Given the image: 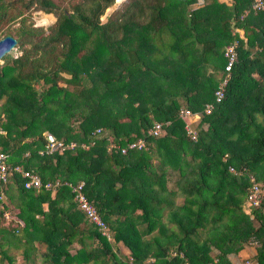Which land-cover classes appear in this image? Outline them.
I'll list each match as a JSON object with an SVG mask.
<instances>
[{"label":"trees","instance_id":"obj_1","mask_svg":"<svg viewBox=\"0 0 264 264\" xmlns=\"http://www.w3.org/2000/svg\"><path fill=\"white\" fill-rule=\"evenodd\" d=\"M113 2L0 0V28L18 22L20 51L0 63V152L58 181L36 191L13 173L0 184V264L14 261L13 247L36 264L39 244L40 264H233L251 243L252 264H264V200L245 206L250 176L264 191V10L250 0H129L100 22ZM30 10L55 21L33 26ZM233 40L223 97L205 113ZM182 108L198 114L195 140ZM154 122L157 136L147 134ZM44 132L75 146L40 154ZM138 139L145 148L128 147ZM78 180L127 255L118 259L76 208L65 183Z\"/></svg>","mask_w":264,"mask_h":264},{"label":"built area","instance_id":"obj_2","mask_svg":"<svg viewBox=\"0 0 264 264\" xmlns=\"http://www.w3.org/2000/svg\"><path fill=\"white\" fill-rule=\"evenodd\" d=\"M251 11H259L264 10V0H250V6ZM247 10H245L246 12ZM238 32V29H235ZM236 44L237 42L235 40L231 41L229 44H227L224 47V56L226 59L225 65H224V73L223 77L219 81L217 87L215 88L213 92V102H206L203 106V112L209 113L210 110H212L214 103L219 102L220 99L223 97L224 87L229 79L230 76V70L234 64V62L237 59V52H236ZM179 117L183 120L184 125V131L186 135L191 139H196V132L192 128V123L195 122V120L198 117V114L196 112H192L187 108H182L179 110ZM98 132L99 130L96 129ZM163 132V124L160 122H154L152 126L147 130V134L157 136ZM45 137V145L44 150H40V154H49L53 151H61L63 148H72L75 146V142L70 141L68 143H63L61 140H58L55 138L51 133L46 132L44 134ZM82 147H84V144H81ZM129 148H136L141 149L145 148V144L143 140L138 139L134 142H131L128 144ZM122 152L125 151L124 148L121 149ZM7 155L0 152V184H5L9 178L13 175V173H18L20 177L22 178V185L25 189H34L38 191L39 189H45V190H54L55 187L58 185V181H45L42 182L40 177L33 171L23 169L19 165H9L6 161ZM230 171L233 169L231 167H228ZM250 181L252 182L249 187V193L247 196L246 206L251 207H258L262 200H264V191L260 188V186L254 181L253 177H249ZM71 194H72V201L75 203L76 208L80 210L86 220L93 225L94 228L107 240L110 239L111 232L108 229L106 223L101 219L99 216V213L97 212L95 206L93 203L86 197L84 193V182L81 180H78L76 182H66L65 183ZM0 199H4V196L2 193H0ZM8 211L3 212V216L5 219L8 218ZM183 264H188L187 261H184ZM202 264H216V260L212 261H206Z\"/></svg>","mask_w":264,"mask_h":264},{"label":"rangeland","instance_id":"obj_3","mask_svg":"<svg viewBox=\"0 0 264 264\" xmlns=\"http://www.w3.org/2000/svg\"><path fill=\"white\" fill-rule=\"evenodd\" d=\"M129 0H118L115 1L108 6L103 15L100 17V22H105L107 16H109L110 14L114 13V12H120L122 11L125 6L127 5V2ZM226 0H222V2H225ZM203 2V0H196V3L194 4L196 5H200ZM27 14V22H30L33 26H38V27H42L43 29L47 30V28L49 26H51L54 21H55V17L51 14V13H44L42 11H34V10H30L29 12L26 13ZM44 21H46V23H44ZM18 24V22H14L13 24L9 25L8 27H6L5 25L3 27L0 28V38L6 34H10L14 37L13 33V29L14 27H16V25ZM20 53L19 49L17 48V46L15 45L14 48H12L10 50V52L8 54H10L11 56H16ZM0 63H2V60H0ZM46 132H44L45 134ZM182 202V197H178L176 198V204H181ZM246 206V205H245ZM45 209V206H44ZM138 212V211H136ZM6 221H8V218L5 219ZM161 222L165 223L168 227L170 224V222H168L167 218H166V212H163V215L161 217ZM169 224V225H168ZM154 233H156V230L153 231ZM149 235H146L145 237L147 238ZM109 243L112 246V249L114 250L115 254L117 255V258L119 259V251L121 253V255H127L128 254V249L121 244L119 241L118 242H113V237L112 234L110 235V239H108ZM77 248L76 243H73L72 246L69 247L70 252L73 253L74 249ZM44 249V245H38L37 251H36V264H40L41 263V255L40 252ZM21 248H16L13 247L10 249V253L14 255V261L11 264H25L22 260V258L20 257V252ZM254 252V244H249L246 247H244L242 250L238 251L235 255H229L230 260L233 264H252V254ZM150 261H152L153 259L151 257L148 258ZM39 261V262H38ZM92 262V261H91ZM4 264H8L7 262H5ZM90 264V262H89Z\"/></svg>","mask_w":264,"mask_h":264},{"label":"water","instance_id":"obj_4","mask_svg":"<svg viewBox=\"0 0 264 264\" xmlns=\"http://www.w3.org/2000/svg\"><path fill=\"white\" fill-rule=\"evenodd\" d=\"M16 38L10 34H6L0 38V60L2 56L9 53L16 45Z\"/></svg>","mask_w":264,"mask_h":264},{"label":"crops","instance_id":"obj_5","mask_svg":"<svg viewBox=\"0 0 264 264\" xmlns=\"http://www.w3.org/2000/svg\"><path fill=\"white\" fill-rule=\"evenodd\" d=\"M218 1L221 2L222 0H218ZM230 1H231V0H226L225 3H226V4H229ZM238 33H239V34H242V31L238 29ZM254 76H256V75H254ZM44 206H45V204H43V207H44ZM121 244H122V243H121ZM37 248H38V245H37ZM241 250H242V249H241ZM20 257H21V256H20ZM38 262H39V261H38Z\"/></svg>","mask_w":264,"mask_h":264},{"label":"bare ground","instance_id":"obj_6","mask_svg":"<svg viewBox=\"0 0 264 264\" xmlns=\"http://www.w3.org/2000/svg\"><path fill=\"white\" fill-rule=\"evenodd\" d=\"M115 1H118V0H115ZM44 23H46V21H44Z\"/></svg>","mask_w":264,"mask_h":264}]
</instances>
